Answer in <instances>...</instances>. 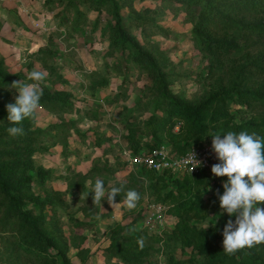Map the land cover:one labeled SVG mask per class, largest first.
Here are the masks:
<instances>
[{"label": "rangeland", "instance_id": "374dc122", "mask_svg": "<svg viewBox=\"0 0 264 264\" xmlns=\"http://www.w3.org/2000/svg\"><path fill=\"white\" fill-rule=\"evenodd\" d=\"M119 1L128 32L162 62L173 94L198 103L217 89L220 79L228 84V67L238 62L240 55L231 56L223 65L208 59L193 41L194 24L182 5L161 0ZM137 15L155 19L173 37H164L151 26H138L134 21ZM110 20L105 10L95 11L83 0H0V59L5 61V68L13 75L23 74L21 81L25 84L33 83L28 79L31 71H45L46 79L40 82L42 91H63L74 104L71 113L37 110L36 128L68 127L50 131L37 143L35 166L49 171L51 179L42 184L35 175L32 187L35 195L62 203L49 207L46 215L60 221L72 264H124L106 248L112 242L123 243V236L130 232L147 230L144 224L149 205L162 204L156 200L144 167L143 160L151 152L135 154L127 141L130 123L142 127L151 116L161 114L152 94L153 84L127 56L107 55ZM232 112L238 121L253 115L245 108L233 107ZM254 112L264 113L259 109ZM146 141L155 148L171 147L167 140L156 142L148 135L143 137ZM201 145L212 149V138ZM212 157L207 171L214 176L211 168L216 161ZM97 178L104 181L106 190L123 184L125 191H138L141 199L136 208L129 210L121 203L113 209L107 199L102 201L103 207L94 208L91 191ZM217 191L223 194V183L204 193L219 200ZM123 199L122 192L116 203ZM136 218L141 222L135 224ZM218 218L197 225L209 228ZM175 223L176 219L168 216L163 227L149 232L172 230ZM156 247L163 253L151 258L154 264L203 261L191 249H182L173 241ZM17 256L0 257V264H42L29 256Z\"/></svg>", "mask_w": 264, "mask_h": 264}, {"label": "trees", "instance_id": "16d2710c", "mask_svg": "<svg viewBox=\"0 0 264 264\" xmlns=\"http://www.w3.org/2000/svg\"><path fill=\"white\" fill-rule=\"evenodd\" d=\"M161 1L184 7L194 24L193 41L208 59L223 65L233 55H240V58L228 67V84L220 79L217 89L198 103H189L173 94L162 62L128 32L119 0H83L91 9L105 10L111 17V44L107 55L127 56L134 66L150 76L153 84L152 94L161 114L151 116L142 127L128 125L130 151L140 154L157 149L155 144L143 142L147 135L156 142L167 140L172 152L179 155L205 147L201 143L213 139L212 135L217 133L247 131L264 137V113L254 112L257 109L264 111V0ZM134 21L138 26L153 27L164 37L174 35L153 18L137 15ZM22 79L23 74H11L5 68V61L0 59V236L5 237L0 239V257L22 254L42 261V264H72L60 221L46 215L49 207H58L62 203L42 198L32 191L35 175L42 184L51 179L49 171L35 166L37 143L50 131L65 130L68 126L53 125L47 130L36 128V114L18 125L8 121L6 105L15 103L18 96L11 84ZM233 107L251 110L253 115L238 121ZM40 108L71 113L74 104L67 93L45 89ZM12 126L23 127L25 134L9 135L7 129ZM215 161L219 163L217 157ZM148 174L157 202L162 201L167 215L176 219V223L172 230L157 234H152L146 227L147 230L130 232L123 236V243L112 242L106 248L108 254L124 264H154L151 258L163 253L156 245L173 241L201 257V264H264V243L245 247L231 255L224 252L223 229L229 219L235 221L236 217L223 212L220 201L215 197L207 198L204 190L219 187L227 181V176H212L207 170L193 175H178L170 170L161 174L148 171ZM260 206L264 207V204ZM218 216L209 228L197 225V222ZM140 219L136 218L135 224L140 223ZM141 238L143 247L138 243ZM176 264L199 263L189 259Z\"/></svg>", "mask_w": 264, "mask_h": 264}, {"label": "clouds", "instance_id": "9594fccd", "mask_svg": "<svg viewBox=\"0 0 264 264\" xmlns=\"http://www.w3.org/2000/svg\"><path fill=\"white\" fill-rule=\"evenodd\" d=\"M46 76L45 71L33 70L28 75V79L33 83L25 84L20 80L11 84L18 92L15 103L6 105L7 119L11 124L18 125L25 119L35 116L43 95L40 82L44 81ZM7 131L14 137L25 134L23 127L12 126ZM212 137V149L219 163L214 164L211 171L216 177L228 178L223 183V194L217 191L220 208L230 217L233 215L236 217L235 221L232 219L227 221L222 233L224 252L231 255L245 247L251 248L264 243V207L260 206L264 204V137L255 133L249 134L247 131L239 133L228 131L225 134H214ZM194 157L199 166L200 162L195 153ZM188 159L191 161L193 157L190 156ZM91 192L94 193L92 196L94 208L103 207L102 201L107 199L113 209L123 203L131 210L136 208L141 199L138 191L135 189L125 191L123 184L106 190L105 183L100 178L96 179ZM122 192L123 201L116 203L117 195ZM138 243L143 247L142 238Z\"/></svg>", "mask_w": 264, "mask_h": 264}, {"label": "built area", "instance_id": "2783aa9c", "mask_svg": "<svg viewBox=\"0 0 264 264\" xmlns=\"http://www.w3.org/2000/svg\"><path fill=\"white\" fill-rule=\"evenodd\" d=\"M193 152L200 162L199 166L195 162ZM190 156L193 157L191 161L188 159ZM211 157L212 159L215 158L216 154L210 147L209 149L205 147L195 148L186 155H179L172 152L170 147L161 146L155 149L148 159L143 161L144 167L148 171H153L156 174H161L166 170H170L178 175H193L211 167ZM192 168L194 169L192 170ZM167 218L168 215L164 206L160 204H150L149 214L145 220V227L151 232L156 231L158 228L165 225Z\"/></svg>", "mask_w": 264, "mask_h": 264}]
</instances>
